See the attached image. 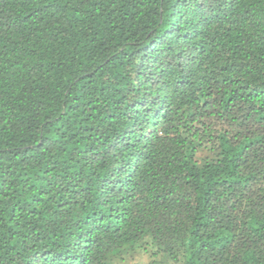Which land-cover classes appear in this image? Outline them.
<instances>
[{
    "label": "trees",
    "instance_id": "1",
    "mask_svg": "<svg viewBox=\"0 0 264 264\" xmlns=\"http://www.w3.org/2000/svg\"><path fill=\"white\" fill-rule=\"evenodd\" d=\"M136 255L264 264V0H0V264Z\"/></svg>",
    "mask_w": 264,
    "mask_h": 264
},
{
    "label": "rangeland",
    "instance_id": "2",
    "mask_svg": "<svg viewBox=\"0 0 264 264\" xmlns=\"http://www.w3.org/2000/svg\"><path fill=\"white\" fill-rule=\"evenodd\" d=\"M150 261L147 255H136L134 257H127L125 262H116V264H147Z\"/></svg>",
    "mask_w": 264,
    "mask_h": 264
}]
</instances>
